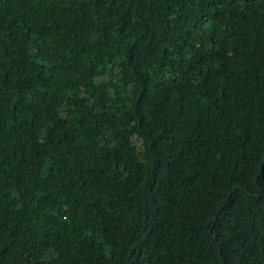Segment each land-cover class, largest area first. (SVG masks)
Returning a JSON list of instances; mask_svg holds the SVG:
<instances>
[{"label":"trees","instance_id":"16d2710c","mask_svg":"<svg viewBox=\"0 0 264 264\" xmlns=\"http://www.w3.org/2000/svg\"><path fill=\"white\" fill-rule=\"evenodd\" d=\"M0 264H264V0H0Z\"/></svg>","mask_w":264,"mask_h":264}]
</instances>
